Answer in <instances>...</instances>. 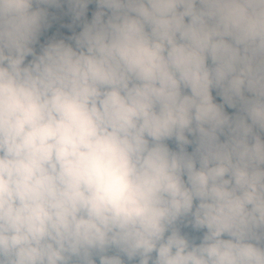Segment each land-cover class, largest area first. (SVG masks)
<instances>
[{"label": "clouds", "instance_id": "1", "mask_svg": "<svg viewBox=\"0 0 264 264\" xmlns=\"http://www.w3.org/2000/svg\"><path fill=\"white\" fill-rule=\"evenodd\" d=\"M0 264H264V0H0Z\"/></svg>", "mask_w": 264, "mask_h": 264}]
</instances>
